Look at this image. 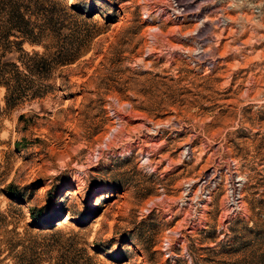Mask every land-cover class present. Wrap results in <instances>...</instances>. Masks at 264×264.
Here are the masks:
<instances>
[{
    "label": "rangeland",
    "instance_id": "374dc122",
    "mask_svg": "<svg viewBox=\"0 0 264 264\" xmlns=\"http://www.w3.org/2000/svg\"><path fill=\"white\" fill-rule=\"evenodd\" d=\"M58 1L91 38L0 85V264H264V0Z\"/></svg>",
    "mask_w": 264,
    "mask_h": 264
},
{
    "label": "trees",
    "instance_id": "16d2710c",
    "mask_svg": "<svg viewBox=\"0 0 264 264\" xmlns=\"http://www.w3.org/2000/svg\"><path fill=\"white\" fill-rule=\"evenodd\" d=\"M79 14L85 15V11H80ZM72 15L65 8H60L58 0H0V59L11 52L16 54L14 60L0 62V85L7 94L19 95L12 97L10 106H15L21 100L22 70L33 76L47 77L53 65H67L79 57L80 49L91 38V30L83 26H78L76 30L71 29L68 18ZM64 28L78 33V36L67 38L56 52L49 53L48 47L57 40ZM24 44L42 47L44 51H27ZM6 192L12 199L22 202V194L14 185H8ZM30 218L32 225L39 229H44L45 226L54 228L58 222L50 214L38 217L33 211L30 212Z\"/></svg>",
    "mask_w": 264,
    "mask_h": 264
},
{
    "label": "bare ground",
    "instance_id": "6f19581e",
    "mask_svg": "<svg viewBox=\"0 0 264 264\" xmlns=\"http://www.w3.org/2000/svg\"><path fill=\"white\" fill-rule=\"evenodd\" d=\"M179 2V1H178ZM197 0L196 1H194V2H188V3H185V4H176V5H174V7H172V9H171V11H172V13L173 12H176V13H181V15H185V14H191L192 12L191 11H189V10H192L191 8H193L197 3ZM198 11V10H197ZM174 14V13H173ZM192 15L194 16V14L192 13ZM192 15H190V16H192ZM200 17V15H196L195 17H194V19H198ZM206 17V16H205ZM208 19H210V18H206V20H208ZM206 20H204L203 22H200V24H198V26H199V28H197L196 29V31L194 32L196 35L197 34H200L201 33V31H202V26H204V24H205V22H206ZM211 20V19H210ZM209 22V21H208ZM197 26V27H198ZM205 28V27H204ZM193 35V34H192ZM199 38V37H198ZM204 40H206L205 38H201V39H199V40H197L198 42V44L197 45H199V46H201V45H204V43L203 42H205ZM196 41V40H195ZM204 47V46H203ZM202 47V48H203ZM202 50V49H201ZM194 51V50H193ZM194 53H197L198 55H199V57L200 58H203L204 56V54H203V51L201 52V51H199V50H195L194 51ZM191 54V53H190ZM196 54V55H197ZM196 57V56H195ZM205 58H207V57H205ZM194 59V58H193ZM190 60H192V58L190 59ZM197 60V59H196ZM201 60V59H200ZM208 60V59H207ZM201 61H203V62H205L207 65H212V63H214V61L212 62V61H206V60H204V59H202ZM195 62V61H194ZM197 62L198 63H200L198 60H197ZM208 70V69H207ZM211 70V69H210ZM235 186L236 185H234L233 183H232V185H231V192H234L235 191Z\"/></svg>",
    "mask_w": 264,
    "mask_h": 264
},
{
    "label": "built area",
    "instance_id": "2783aa9c",
    "mask_svg": "<svg viewBox=\"0 0 264 264\" xmlns=\"http://www.w3.org/2000/svg\"><path fill=\"white\" fill-rule=\"evenodd\" d=\"M209 191H206L203 195H202V198H206V194H208ZM230 206L232 209H239L240 208V205H239V200H238V196L236 195L234 197V199L231 200V202H229ZM199 205V204H198ZM197 207L196 205V202H194V209Z\"/></svg>",
    "mask_w": 264,
    "mask_h": 264
}]
</instances>
